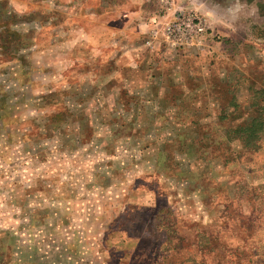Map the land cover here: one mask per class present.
I'll return each instance as SVG.
<instances>
[{
    "label": "rangeland",
    "instance_id": "1",
    "mask_svg": "<svg viewBox=\"0 0 264 264\" xmlns=\"http://www.w3.org/2000/svg\"><path fill=\"white\" fill-rule=\"evenodd\" d=\"M172 6L0 0V264H264V16Z\"/></svg>",
    "mask_w": 264,
    "mask_h": 264
},
{
    "label": "crops",
    "instance_id": "2",
    "mask_svg": "<svg viewBox=\"0 0 264 264\" xmlns=\"http://www.w3.org/2000/svg\"><path fill=\"white\" fill-rule=\"evenodd\" d=\"M166 2L172 7H166L168 15H173L177 11L194 10L202 13L203 15L210 17H217L219 20H223L218 14L222 13L224 16H232V19L243 17H251L252 15L264 16V0H161ZM117 9V8H115ZM114 9V10H115ZM182 9V10H177ZM113 10V11H114ZM176 11V12H175ZM114 12L120 14L118 17H109V21L113 23L121 19L122 17L129 18L137 13L133 10L132 5L121 7ZM156 17H152L147 22L141 24L139 27L142 31L146 32L150 29L148 22L153 21ZM171 18V17H170ZM168 18V19H170ZM168 19H161L162 21ZM230 19V18H229ZM231 20V19H230ZM149 32V31H148Z\"/></svg>",
    "mask_w": 264,
    "mask_h": 264
},
{
    "label": "built area",
    "instance_id": "3",
    "mask_svg": "<svg viewBox=\"0 0 264 264\" xmlns=\"http://www.w3.org/2000/svg\"><path fill=\"white\" fill-rule=\"evenodd\" d=\"M161 22L158 19L152 21L156 26L151 38L161 39L173 49L188 47L212 31L210 19L194 10L177 11L170 19ZM148 44L152 42L148 41Z\"/></svg>",
    "mask_w": 264,
    "mask_h": 264
},
{
    "label": "trees",
    "instance_id": "4",
    "mask_svg": "<svg viewBox=\"0 0 264 264\" xmlns=\"http://www.w3.org/2000/svg\"><path fill=\"white\" fill-rule=\"evenodd\" d=\"M248 125H244L241 127H238L237 130H233L234 135H242V136H249L250 139H256L258 137V133L261 130L262 125L258 123H251ZM247 144L252 143L253 141L245 140ZM246 144V145H247Z\"/></svg>",
    "mask_w": 264,
    "mask_h": 264
}]
</instances>
